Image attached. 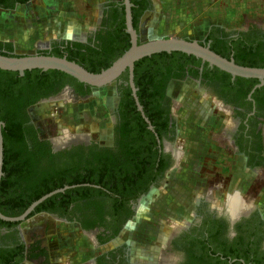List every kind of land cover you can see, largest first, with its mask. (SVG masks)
I'll return each mask as SVG.
<instances>
[{
	"label": "flooded vegetation",
	"instance_id": "af4514ba",
	"mask_svg": "<svg viewBox=\"0 0 264 264\" xmlns=\"http://www.w3.org/2000/svg\"><path fill=\"white\" fill-rule=\"evenodd\" d=\"M8 2H12L14 7L23 5L13 0ZM152 4V0H144L135 6L133 11L137 15L141 7L146 5L138 15L136 27H133L140 41L141 17ZM122 9L123 0H101L97 5L94 22L87 29L81 33L50 39L48 45L41 49L42 52L50 54L53 41H63L64 44L68 41L76 42L82 45L79 47L82 50L93 47L95 55L106 52L110 44L122 42L126 35L130 42L126 26L124 28L126 35L117 31ZM240 31H245V37L252 38L257 32L264 36V27L257 22H245L241 27H226L212 23L200 42L216 48L224 47L228 45L230 39L237 37ZM74 48H78V45H74ZM48 73L42 83H38V76L32 74L28 81L14 86L13 91L17 95L19 110L16 117L20 119L22 127L23 146L31 149L37 140L47 152L46 155L53 156V159H46L43 162L55 168L50 181L62 182L65 177L70 179L85 171L84 166L79 168L78 163L75 166V161H78L74 159L75 157L98 154L113 158L104 162L108 167L105 170L108 173L105 179L115 180L117 177L110 175L115 172L114 158L120 153L127 154L135 149L137 151L135 154L141 159L121 161L118 164L123 166L125 173L132 171L131 168L136 164L141 167L140 176L135 178L140 189L115 209L112 201L106 200L101 208L102 219L91 228L82 226V221L88 219L86 215H90L87 213L90 209L79 207L83 205L84 199L70 201L65 208L59 205L54 211H41L67 224L75 225L80 233L91 239L95 252L84 263L71 259L68 261L59 249H53L51 254L50 244L53 241L50 240L49 244L45 242L46 240L42 241L41 236H26L19 225L22 220L0 218V264L43 263L45 261L43 254L37 261L30 259L32 248L35 246L46 249L48 264L56 262L59 256L63 257L59 264H207L205 262L209 258L203 256V253L207 252L209 246L212 250L216 248L215 254H224L225 251L246 253L245 256L252 259L253 264H264L263 212L254 206L250 212L243 214L230 234L229 224L219 211L226 193L241 191L242 188L225 191L217 206L210 205L206 196L198 198L192 209V218L184 225L175 226L163 240L159 241L155 254H149L151 257L142 261L137 262L131 258L132 250L127 241L116 240L133 217L140 199L161 185L170 168L176 166L183 155L182 150L174 145L177 139L178 120L175 110L177 99L171 92L173 83L190 80L195 84L196 92L193 93H196L197 98L195 102L192 100L189 104L192 111H197V116L205 119L210 126H214L223 118L225 120L222 131L221 129L216 131V127L208 129L210 132L208 140L219 143L229 154L240 156L244 171H251L252 174L257 172L260 175H264V83L259 86L260 90L255 91L258 88L253 89L256 83L250 85L239 76L232 78L230 75L227 78L201 59L191 61L180 54L161 56L156 59V63L144 64L140 68L141 94L137 98L142 106V112L137 109L133 96L131 99L120 92L118 86L121 83L126 85V82L122 79L113 82L115 97L109 111L110 126L106 141L86 135H60L57 136L58 139H54L45 131L41 118L36 115L34 109L42 104L57 103L61 100L74 102L84 100L89 97L93 88L78 85L57 72ZM87 90H90L88 95L84 94ZM205 109L207 110L204 111ZM137 112L138 117L134 115ZM101 163L85 161L84 165L91 169L87 171L88 173L96 174L100 170L92 168ZM10 190L11 188L9 191L5 190L3 197H0L5 207L10 206L8 196L11 195ZM244 196L250 202L256 198L250 194ZM0 213L3 212L0 210ZM117 228V233L112 235ZM236 264H250V261L246 262L244 258L239 257Z\"/></svg>",
	"mask_w": 264,
	"mask_h": 264
},
{
	"label": "rangeland",
	"instance_id": "374dc122",
	"mask_svg": "<svg viewBox=\"0 0 264 264\" xmlns=\"http://www.w3.org/2000/svg\"><path fill=\"white\" fill-rule=\"evenodd\" d=\"M100 1L30 0L13 9L0 8V31L20 38V44L13 45L16 54L38 52L48 45L51 35L60 33L56 38H62L87 29L94 22ZM152 1V7L141 17V41L162 36L200 41L212 23L241 27L253 21L264 27V0ZM171 90L177 99L174 145L183 155L161 185L140 199L133 217L116 237L117 241L130 244L131 258L137 262L151 257L149 254L158 249L160 240L192 218V209L200 197H208L210 205L217 206L225 191L242 188L244 195L256 197L252 201L264 214V175L244 171L240 156L229 154L219 143L208 140V129L216 127V131H222L224 118L210 126L197 116V111H192L189 104L197 98L192 81L173 83ZM114 97V84L110 83L93 88L84 100L42 104L34 111L54 139L60 135H86L106 141ZM19 225L26 236H41L49 244L53 241L50 253L59 249L68 261L84 263L95 252L91 239L75 225L46 213H35ZM62 259L57 257L53 264Z\"/></svg>",
	"mask_w": 264,
	"mask_h": 264
},
{
	"label": "trees",
	"instance_id": "16d2710c",
	"mask_svg": "<svg viewBox=\"0 0 264 264\" xmlns=\"http://www.w3.org/2000/svg\"><path fill=\"white\" fill-rule=\"evenodd\" d=\"M12 1V0H10ZM17 4H25L30 0H13ZM132 3L131 7V15L132 24L135 28L137 25L138 15L142 12L143 8L141 7L139 13L136 15L133 12L135 6L140 5L144 0H129ZM0 7L5 9H12L14 4L8 2V0H0ZM123 7V6H122ZM134 13V14H133ZM124 9H122L121 13V21L120 26L117 27V31L124 33ZM245 31H240L237 37H233L229 40L228 45L220 48H216L213 45L209 46L211 50L216 52L217 54L229 58L232 57L234 62L244 66H255L262 67L264 66V36L259 32L255 33V36L245 37ZM139 41V40H138ZM108 43V42H107ZM204 44L203 42H200ZM72 44V45H71ZM74 45H78V48H74ZM130 42L128 40V36L116 45H109V49L106 52H100L96 55L93 53L95 48L89 47L88 50H82V45L76 42L68 41L66 44L63 41L56 42L53 41V45L51 48V53L56 56L65 55L67 59L74 60L78 64L82 65L84 68L91 72H98L102 68L107 67L111 64V62L116 59L128 46ZM39 53H44L42 50L38 51ZM0 53L1 54H15L13 44L10 41H1L0 40ZM180 54L184 58L190 59L191 61L197 60L200 61L199 58H196L193 55H188L186 53H182L179 51H172L170 53L167 52H159L154 53L150 56L143 57L137 60L134 63L133 69V81L134 85L137 87L136 95L140 96V84H139V74L140 68L144 64L156 63V59L163 56L176 55ZM205 64H207L205 62ZM216 69L219 74L223 76H227L229 78L230 74L218 69L215 66H212ZM48 72H57L62 76L69 78L72 82L78 85H86L88 88L89 85L77 81L72 76L55 69L49 70H41V69H31L25 70L23 75H19L17 71L11 70H3L0 69V120L3 122L1 126V134H2V144H3V162H2V172L3 175L0 178V197L2 198L4 195V191H9L11 195L9 196L10 206H3V202L0 200V210L3 212L2 214L6 216H15L22 213L26 207L34 200L42 196L43 194L52 191L56 188H61L65 185H75L73 187H69L62 192H56L51 196L44 199L41 203H39L28 215L31 216L37 212L41 211H54L56 210V206H64L67 207V204L70 201H75L77 199H84V203L82 206H79L81 209H90L87 211L86 215L88 219L86 221H82V226L84 228H91L95 226L97 222L102 219V205L106 200L112 201L113 208L122 205L126 199L135 194L134 192L140 189V185L135 178L140 176L139 169L141 168L139 165H135L134 168H131L130 172H123V166H119L118 162L121 161H136L141 159L138 157V154H135L137 151L131 150L130 153L117 155L114 160V170L111 176H116L115 180L109 181L105 179L108 173L105 170L108 167L104 164L108 159H113L109 157H104L101 155H89V156H79L75 157V166L78 163L79 168L84 166L85 171L78 173L72 178L65 177L62 182H51L50 177L52 175L53 170L55 168L52 167L51 164L49 166L45 165L43 162L46 159H53V156L46 155V151L41 146L40 142L36 140L34 142L33 147L31 149H27L23 146V135H22V127L20 123V119L16 117L18 115V101L17 95L14 93L13 88L21 84L22 82L28 81V78L34 74L38 76V83H42L44 77H47ZM239 78V77H237ZM243 78L250 85H253L258 82L256 78ZM122 79L126 82V85L121 83L118 88L123 96H129L132 99L131 90L127 83V71L121 73V75L116 79ZM37 83V82H36ZM143 85H141L142 88ZM260 90V88H256L255 91ZM90 90H87L84 94H89ZM132 102V100H131ZM7 106V108H5ZM136 112V111H135ZM134 114V113H133ZM135 116H139L134 114ZM53 155V154H52ZM61 157V156H60ZM85 161H95L102 162L94 166L92 169H98L96 174L88 173L90 168L84 165ZM132 167V166H131ZM69 169V168H65ZM144 191V190H143ZM75 195V196H73ZM128 195V196H127ZM111 197V199H110ZM58 203V204H57ZM118 228L114 231L116 234ZM104 240V239H103ZM195 244H193V247ZM33 246V245H32ZM209 246L207 252L204 251L203 256L207 257L205 263L207 264H236L239 257H242L246 260V262L250 261V264H253L252 259L247 258L246 253L239 252H224V254H215L216 248L211 249ZM44 255V262L40 264H48L47 260V252L46 249L39 248L35 246L32 248L30 259L37 261V258H40L41 255ZM194 255V253H192ZM232 260V261H231ZM231 261V262H229Z\"/></svg>",
	"mask_w": 264,
	"mask_h": 264
},
{
	"label": "water",
	"instance_id": "95a60500",
	"mask_svg": "<svg viewBox=\"0 0 264 264\" xmlns=\"http://www.w3.org/2000/svg\"><path fill=\"white\" fill-rule=\"evenodd\" d=\"M124 17L126 32L130 36V45L126 48L110 65L102 68L98 72H91L78 64L74 60H69L65 55L56 56L46 53H23V54H1L0 53V69L17 71L19 75H23L25 70L41 69L49 70L55 69L62 71L77 81L89 85L91 88L102 87L107 84L113 83L122 72L127 71V83L131 90L136 107L142 112V106L138 102L136 95L137 87L133 81L134 63L146 56L154 53L179 51L188 55H193L196 58L205 61L209 66H215L231 75V77L239 76L244 78H256L258 82L254 85L259 87L264 83V66H244L234 62L232 57H223L210 49L208 44H202L198 40L188 39L184 37L167 36L155 37L143 41H138L137 32L132 25L131 6L129 0H123ZM252 89V90H253ZM146 121L147 118L145 117ZM3 122L0 120V178L2 175V162H3V144L1 126ZM152 129V126L148 124ZM75 185H65L61 188H56L49 191L36 200L32 201L26 209L18 216H5L0 213V218L5 220H23L29 213L44 199L55 194L62 192L69 187Z\"/></svg>",
	"mask_w": 264,
	"mask_h": 264
},
{
	"label": "clouds",
	"instance_id": "9594fccd",
	"mask_svg": "<svg viewBox=\"0 0 264 264\" xmlns=\"http://www.w3.org/2000/svg\"><path fill=\"white\" fill-rule=\"evenodd\" d=\"M254 206V202L246 200L240 190L226 193L219 211L229 224L230 234L233 232L235 224L241 220L243 214L250 212Z\"/></svg>",
	"mask_w": 264,
	"mask_h": 264
},
{
	"label": "crops",
	"instance_id": "0c3cea01",
	"mask_svg": "<svg viewBox=\"0 0 264 264\" xmlns=\"http://www.w3.org/2000/svg\"><path fill=\"white\" fill-rule=\"evenodd\" d=\"M53 32L54 31H52V33ZM46 33H48V31ZM58 34H60V33H58ZM58 34H56V36L55 35H51V36L49 35L50 37L48 36L49 37L48 41L52 38L60 37ZM18 39H20V38H16V35L11 34V32H6L5 30L0 31V40L1 41H10V42H12L13 45L18 46L20 44V41Z\"/></svg>",
	"mask_w": 264,
	"mask_h": 264
}]
</instances>
